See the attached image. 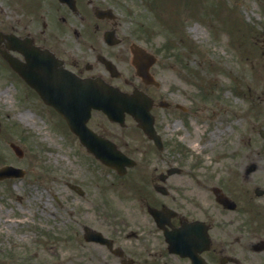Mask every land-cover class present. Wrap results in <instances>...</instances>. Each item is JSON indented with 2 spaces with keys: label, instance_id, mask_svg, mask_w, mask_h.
Here are the masks:
<instances>
[{
  "label": "rangeland",
  "instance_id": "1",
  "mask_svg": "<svg viewBox=\"0 0 264 264\" xmlns=\"http://www.w3.org/2000/svg\"><path fill=\"white\" fill-rule=\"evenodd\" d=\"M221 1L223 5L219 0H197L201 18L187 12L183 21L176 16L174 34H188L197 46L193 47L188 37L183 42L177 41L183 51H187L185 46L189 48L190 60L184 57L188 65H182L176 59L172 66L162 64L159 71L167 85L185 88L190 95L188 100L205 104L210 110L199 112L198 117L190 116L188 121L172 114L164 122L169 124L168 131L172 134L179 132L191 141L189 145L193 149L187 154V159L199 157L207 177L213 180L215 174H229L235 178L238 177L235 175L237 172L242 173V168L256 162L258 170L253 172L254 177L247 183L256 180L264 184V137L261 136L264 130V79L261 75L264 71L256 63L250 67L251 63L241 56L243 49L251 51L256 48L260 57L264 49V0ZM163 2L168 6L173 0ZM135 3L136 0H123V7L128 10ZM189 6L195 8L192 4ZM210 8H218V18L210 17ZM181 9L180 6L175 7L173 12L168 8L162 13L177 15ZM163 14L145 6L146 18L165 22V29H168L169 16L162 20ZM22 15L12 0H0V23L4 28L11 22L16 24L19 17L26 18L25 21L30 19ZM230 22L234 26L229 27L232 33L228 34L223 28ZM40 26L41 22L36 21L32 30ZM193 27L197 30H191ZM212 29H216L217 36ZM237 32L246 34L249 40L241 44ZM164 36V30L155 34L160 43ZM223 39L233 42V47L229 44L231 53L222 45ZM243 53L246 57V52ZM188 69H197L200 73V87L209 94L207 101L197 96L199 87L190 82L189 79L194 78L188 74ZM9 70L0 60V119L6 127L0 134V159L1 162L5 160L27 166L28 174L0 183V244H7L8 234L11 264H24L23 258L28 264H90L87 254L92 246L82 237L81 223L95 222V219H121L125 207L133 199L124 194L128 191L121 187L123 184L117 183L114 172L76 153L70 135L60 130L58 123L55 128L58 120L55 110L43 104L24 82L10 78ZM214 77L216 80L211 83L210 78ZM27 90L30 96L24 92ZM26 110L33 113L27 122L20 116ZM9 131L16 138V134L27 135L26 140H21L26 159L21 160L12 151ZM129 133L120 140L137 159L146 152L145 146L150 151L148 142L140 134L133 130ZM135 177L136 173L132 179ZM66 181L80 183L86 195L80 196L72 191ZM12 232L23 237L20 246H11ZM15 246L17 249L11 250Z\"/></svg>",
  "mask_w": 264,
  "mask_h": 264
},
{
  "label": "flooded vegetation",
  "instance_id": "2",
  "mask_svg": "<svg viewBox=\"0 0 264 264\" xmlns=\"http://www.w3.org/2000/svg\"><path fill=\"white\" fill-rule=\"evenodd\" d=\"M43 1L38 6L45 13ZM70 4L58 7L60 17L42 21L38 29L30 30L29 24L18 19V25L11 23L8 32L19 37L32 35L39 47L52 50L65 68L82 78L99 77L124 90L139 87L148 92L164 144L159 151L150 141L153 151L148 155L154 162L151 167L136 169L133 201L121 219H95L97 223L89 224L110 239L89 243V263L264 264V190L257 187L256 180L247 183L258 169H241L235 178L215 174L212 180L188 163L185 151L177 156L180 149H172L165 135L170 127L158 120L156 111L162 98L154 83L142 79L133 62L138 38L129 40L132 32L116 11L119 0H70ZM7 42L15 40L4 38L1 46ZM148 51L156 55L149 72L157 77L161 56L154 46ZM105 60L113 62V70ZM171 108L168 103L167 109ZM184 111L193 114L197 109ZM100 112L93 111L88 122L97 133L112 138L124 131L117 122H105ZM4 249L0 244V253Z\"/></svg>",
  "mask_w": 264,
  "mask_h": 264
},
{
  "label": "water",
  "instance_id": "3",
  "mask_svg": "<svg viewBox=\"0 0 264 264\" xmlns=\"http://www.w3.org/2000/svg\"><path fill=\"white\" fill-rule=\"evenodd\" d=\"M27 59L30 68H24L20 65L14 64V62L13 65L32 85L36 87L46 102L53 104L56 108L62 111V113L67 117L72 128L77 129L79 132L81 131L84 134L90 133L89 130H84L85 125H83V122L82 124H78V126L75 125L72 117V111L63 106L65 103L69 104L73 101L79 107L87 104L85 109V119L88 117L91 107L103 108L111 117L114 118L117 116L116 113L118 111L122 112L126 109L134 112L136 110H140L139 107L135 106V104H140L141 102L137 99V95H134L136 98H133L132 102L127 100L128 96L124 93L109 85H104L101 82H97L95 80L74 81L64 71H57V68L54 67L53 62H51L47 56L45 57L39 54L30 56L29 54L27 55ZM75 111L82 113V108L81 110L75 108ZM146 129L151 133L150 127H146ZM85 140H89V144L93 146L97 144V140ZM103 143L108 146L107 153L109 154L102 157L105 162L118 168L122 167L125 163H133L131 159H128L117 151L111 142L104 141ZM115 151H117V153Z\"/></svg>",
  "mask_w": 264,
  "mask_h": 264
},
{
  "label": "bare ground",
  "instance_id": "4",
  "mask_svg": "<svg viewBox=\"0 0 264 264\" xmlns=\"http://www.w3.org/2000/svg\"><path fill=\"white\" fill-rule=\"evenodd\" d=\"M194 29L197 30V27L192 28V30H194ZM32 115H33V113L30 110H26V111L22 112L20 116L22 117V119H24V121L27 122L31 119Z\"/></svg>",
  "mask_w": 264,
  "mask_h": 264
}]
</instances>
